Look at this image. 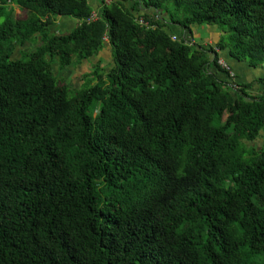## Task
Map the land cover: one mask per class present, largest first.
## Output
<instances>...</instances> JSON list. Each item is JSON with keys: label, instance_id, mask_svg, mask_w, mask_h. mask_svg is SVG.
I'll list each match as a JSON object with an SVG mask.
<instances>
[{"label": "trees", "instance_id": "obj_1", "mask_svg": "<svg viewBox=\"0 0 264 264\" xmlns=\"http://www.w3.org/2000/svg\"><path fill=\"white\" fill-rule=\"evenodd\" d=\"M126 1L88 24L87 0H0V264H264V94ZM135 4L264 64V0ZM62 16L78 25L52 33ZM108 45L85 88L53 71Z\"/></svg>", "mask_w": 264, "mask_h": 264}, {"label": "crops", "instance_id": "obj_2", "mask_svg": "<svg viewBox=\"0 0 264 264\" xmlns=\"http://www.w3.org/2000/svg\"><path fill=\"white\" fill-rule=\"evenodd\" d=\"M88 3L93 8L94 12H97L100 10L101 1L100 0H87ZM136 0H127L125 2V7L128 8L135 17H147L148 19H151L152 21H158L163 29L170 35L174 36L178 39V41H185L189 42L191 45L200 46L205 49H209L211 47H216L217 44H219L221 41L219 37L221 34L218 33L217 28L215 29L213 26H210L208 29H204L202 31L203 26H193L191 30L184 29L178 24H174L171 22V20L164 14V12L156 11L152 8H145L143 5L135 4ZM78 25V21L62 16L58 17L55 20V24L52 27V33H69L72 32L75 27ZM208 30V33L213 34L212 38H208V36H203L199 38V35L202 32H205ZM197 33L199 41L195 40V34ZM218 34V35H217ZM217 39V40H216ZM104 51H110L111 52V46H106V48L97 55V57H94V61L100 62L101 54ZM209 57L211 58V54L209 53ZM219 57L224 60L225 62L229 63L231 67L233 68L235 74H236V80L240 84H251L252 88L250 89V92L255 96H262L264 94V64L260 65L258 67L252 66L248 61H240L233 57L231 55V52H226L225 50H221L219 53ZM212 59V58H211ZM96 62H94L96 64ZM101 63V62H100ZM83 64H87L84 62ZM222 78L224 75H220ZM225 77V76H224ZM264 140V133H262V137L256 142L257 144H262V141Z\"/></svg>", "mask_w": 264, "mask_h": 264}, {"label": "rangeland", "instance_id": "obj_3", "mask_svg": "<svg viewBox=\"0 0 264 264\" xmlns=\"http://www.w3.org/2000/svg\"><path fill=\"white\" fill-rule=\"evenodd\" d=\"M165 8L167 11L165 12H176L175 9V4L173 1H169L166 5ZM18 17H25V13L20 11L19 9L16 10ZM166 14V13H164ZM179 16L182 15L183 17V13H178ZM166 16L168 17L169 15L166 14ZM181 17V18H182ZM169 18V17H168ZM213 26L215 29L217 28V31L219 34H221V36L219 37L220 41H222L225 44V51L229 52L231 49L234 48V42L232 41V34L233 32L229 29V28H221L218 25H211ZM210 27V25H203L202 27V31H204V29H208ZM208 36V38H212L213 34H209L208 30L205 32H202L199 35L200 37L203 36ZM218 35V34H217ZM195 40L199 41L197 33L195 34ZM217 40V39H216ZM35 45H26L22 50L18 49L17 52H19V54L21 52H32L33 50H35L34 48ZM109 46V45H108ZM18 53H16L15 57L20 58L21 56ZM97 57V56H96ZM101 59L100 62L102 64V67L104 68V72H108L113 66H114V62H113V48L111 47V52L109 51H104L101 54ZM244 61H248L250 63V59L244 60ZM85 62V61H84ZM84 62L71 66L68 69L65 70H59L58 69V65L56 63H54L53 65V71L54 73L59 77V79L61 80L62 84H67L70 86V88L72 90L75 89H82L88 86L90 80H88L85 76L87 74H90L93 72L94 67L97 65L96 60L94 61V59H90L89 61H86L87 64H83ZM96 62V64L94 63ZM243 62V61H242ZM103 72V73H104ZM257 145H260L257 144Z\"/></svg>", "mask_w": 264, "mask_h": 264}, {"label": "built area", "instance_id": "obj_4", "mask_svg": "<svg viewBox=\"0 0 264 264\" xmlns=\"http://www.w3.org/2000/svg\"><path fill=\"white\" fill-rule=\"evenodd\" d=\"M100 1H101V6H100V10H101L103 4H107L108 5V4L112 3L113 0H100ZM100 10L97 11V12L93 11L92 15L88 19H86V22L88 24H91V23L99 20L100 19V12H101ZM138 23L141 24V25H145V26L154 28V26L150 25L149 21H146L143 17L140 18V19L138 18ZM172 40L173 41H177L178 39L173 36ZM104 41L108 42V37L107 36L104 37ZM186 43L190 44L189 42H186ZM212 48L214 50V53H210V54H211V58L213 59V58H215V54L219 55L221 50L217 46L216 47H212ZM218 58H219L218 59V64L222 67L223 70H225L228 73V76L231 79V81H233V82L235 81V83H236V74H235L233 68L231 67V65L229 63L225 62L224 60H222L220 57H218ZM235 83H230V86H232L234 89H238L239 86H238V84H235Z\"/></svg>", "mask_w": 264, "mask_h": 264}]
</instances>
